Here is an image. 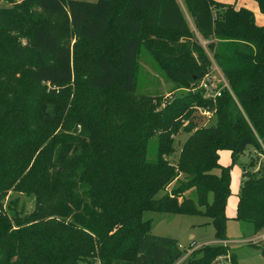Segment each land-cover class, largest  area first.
I'll return each mask as SVG.
<instances>
[{"label":"trees","instance_id":"16d2710c","mask_svg":"<svg viewBox=\"0 0 264 264\" xmlns=\"http://www.w3.org/2000/svg\"><path fill=\"white\" fill-rule=\"evenodd\" d=\"M254 1L264 13V0ZM0 2L9 4L0 6V264H175L187 249L152 233L148 210L210 218L218 242L182 264H244L226 243V222L263 231L264 168L243 172L228 217L231 165L219 156L228 150L234 161L264 145V25L253 12L182 0L208 54L178 0ZM142 47L172 92L212 63L227 85L208 97L138 94ZM197 108L215 122L196 124ZM181 130L188 135L171 158ZM11 192L32 197L33 208L19 209Z\"/></svg>","mask_w":264,"mask_h":264},{"label":"rangeland","instance_id":"374dc122","mask_svg":"<svg viewBox=\"0 0 264 264\" xmlns=\"http://www.w3.org/2000/svg\"><path fill=\"white\" fill-rule=\"evenodd\" d=\"M96 1V0H86ZM7 2H0V6H8ZM190 24V16L187 10H183ZM206 41V40H205ZM202 45V44H201ZM204 49L209 54V50L204 43ZM202 45V46H203ZM138 75L136 93L148 95H164L173 94L175 97L185 96L189 93L201 92L206 97L218 93L220 88L227 85L226 79L219 67L212 63L210 72L197 83L192 84L189 88H180L171 91L174 88L164 71L160 68L158 61L142 47L138 57ZM194 121L196 124L214 123L215 118L212 117L210 111H205L202 108H197L194 111ZM188 133L180 131L174 136L175 152L173 157L177 155L180 146L186 139ZM157 143V136L154 135L148 144V159H153V149ZM153 147V149H151ZM262 150L256 149L253 146H248L243 154L239 155L232 161L231 153L228 150L220 151L219 163L221 165L230 166V194L226 205V215L229 217L235 213L236 202L239 194V187L245 170H257L264 168V145L261 143ZM215 172H219L216 168ZM191 196V191L185 192ZM18 198L17 207L22 208L27 212L33 208V199L22 193L11 192L8 199ZM143 219H150L152 222L151 232L157 235L174 237L181 244L182 248L187 249L185 255L177 260L175 264H182V259L185 258L193 249L198 246L209 243L215 239V229L209 217L200 214H178V213H160L155 211H145ZM263 234H252L247 224H243L238 220L229 218L226 222V236L230 251L235 255L236 259L244 264H264V256L261 252V244L264 239ZM254 237V238H253ZM195 246H193V245ZM192 246L188 249L189 246ZM226 258L221 257L216 261V264H226Z\"/></svg>","mask_w":264,"mask_h":264},{"label":"crops","instance_id":"0c3cea01","mask_svg":"<svg viewBox=\"0 0 264 264\" xmlns=\"http://www.w3.org/2000/svg\"><path fill=\"white\" fill-rule=\"evenodd\" d=\"M178 1H179L180 5H181L182 9L185 10L184 5L182 3V0H178ZM216 1L221 2L223 4H232L236 9L241 8V7H244V8L249 9L254 14V18H255L256 24H258V25H264V13L260 12L257 3L254 0H216ZM190 20L191 21H190L189 27L194 32L196 38L198 39V41L202 45L204 43L206 44V41L201 37V35L199 34V32L196 30L192 19H190ZM203 47H204V45H203ZM233 215H234V213H233ZM233 215H231L229 217H232ZM258 234L261 235V234H263V232L257 233L255 235H258ZM255 235H254V237H257ZM217 242H218L217 239H214L212 241H209V243H217ZM193 246H195V245H193Z\"/></svg>","mask_w":264,"mask_h":264}]
</instances>
